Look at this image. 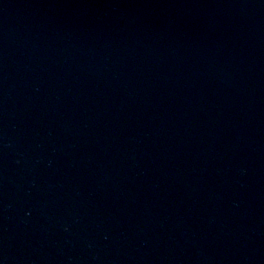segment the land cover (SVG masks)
<instances>
[{
  "label": "water",
  "instance_id": "water-1",
  "mask_svg": "<svg viewBox=\"0 0 264 264\" xmlns=\"http://www.w3.org/2000/svg\"><path fill=\"white\" fill-rule=\"evenodd\" d=\"M0 264H264V0H0Z\"/></svg>",
  "mask_w": 264,
  "mask_h": 264
}]
</instances>
